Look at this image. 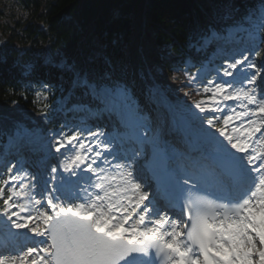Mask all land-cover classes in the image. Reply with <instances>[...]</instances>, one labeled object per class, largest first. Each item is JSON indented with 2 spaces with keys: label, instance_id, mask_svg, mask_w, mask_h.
I'll return each instance as SVG.
<instances>
[{
  "label": "snow or ice",
  "instance_id": "1",
  "mask_svg": "<svg viewBox=\"0 0 264 264\" xmlns=\"http://www.w3.org/2000/svg\"><path fill=\"white\" fill-rule=\"evenodd\" d=\"M233 35L247 45L211 78L207 66L176 70L199 99L174 103L151 85L155 113L110 60L98 73L65 65L55 107V86L41 84L32 102L45 124L69 112L103 124H21L9 136L0 264H264V0L210 26L197 50Z\"/></svg>",
  "mask_w": 264,
  "mask_h": 264
},
{
  "label": "trees",
  "instance_id": "2",
  "mask_svg": "<svg viewBox=\"0 0 264 264\" xmlns=\"http://www.w3.org/2000/svg\"><path fill=\"white\" fill-rule=\"evenodd\" d=\"M200 2L234 21L259 0ZM202 13L195 0H0V130L39 119L35 91L53 84L52 103L70 85L65 65L98 73L110 60L117 76L146 92L145 58L160 84L184 92L175 67H186L185 50L198 56L188 39L205 30Z\"/></svg>",
  "mask_w": 264,
  "mask_h": 264
},
{
  "label": "rangeland",
  "instance_id": "3",
  "mask_svg": "<svg viewBox=\"0 0 264 264\" xmlns=\"http://www.w3.org/2000/svg\"><path fill=\"white\" fill-rule=\"evenodd\" d=\"M259 84V83H258Z\"/></svg>",
  "mask_w": 264,
  "mask_h": 264
}]
</instances>
